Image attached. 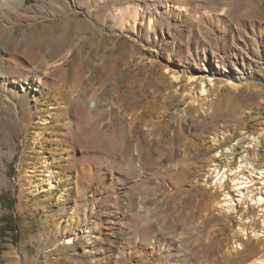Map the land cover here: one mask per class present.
<instances>
[{
	"label": "rangeland",
	"instance_id": "rangeland-1",
	"mask_svg": "<svg viewBox=\"0 0 264 264\" xmlns=\"http://www.w3.org/2000/svg\"><path fill=\"white\" fill-rule=\"evenodd\" d=\"M38 1L46 8L37 13V27L19 21L16 35L26 29L40 37L57 24L77 38L75 21L68 24L57 3H71L78 19L91 16L78 0L26 5ZM136 1L111 0L94 12L95 30L83 34L99 36L102 29L104 37L69 57L72 93L62 88L54 94L47 85L38 103L0 111V264H144L147 257L148 264H195L183 258L189 252H198L202 264H252L264 256V235H253L264 233V207L254 200L264 195V64L249 58L259 59L256 45L264 41V0H157L162 7L155 16L164 23L150 33L119 34L113 18L104 24L107 11ZM172 5L186 14L164 16ZM213 51L225 57V73H210L219 82L204 99L207 77L194 64L201 66L204 53ZM95 93L99 104L89 103L84 115L99 131L122 137L123 147L83 140L82 115L63 114L79 94L90 101ZM80 141L88 143L85 155L103 156L100 164L83 159L75 147ZM51 169L59 180L52 192L42 190ZM112 169L124 177L114 186L102 180ZM225 170L228 178L219 186L217 171ZM238 175L250 185L242 201L233 181ZM225 193L234 198L233 210L223 205ZM145 232L152 233L151 244ZM70 236L77 239L67 244Z\"/></svg>",
	"mask_w": 264,
	"mask_h": 264
},
{
	"label": "bare ground",
	"instance_id": "bare-ground-1",
	"mask_svg": "<svg viewBox=\"0 0 264 264\" xmlns=\"http://www.w3.org/2000/svg\"><path fill=\"white\" fill-rule=\"evenodd\" d=\"M78 1H79L80 6L87 7L89 11L88 13H91V16H89L88 19H84V20L78 19L76 17L77 11L75 10V7H73L71 3H66V2L57 3L56 2L57 3L56 6L53 5L54 3H52V5L54 6L56 10L60 12L63 11L65 13V21L68 22V24H71L72 21L74 23L75 21V25L77 27L78 34H79L78 37L75 38L74 36L69 35V33L67 32V29L64 26H60L57 24L53 25L50 29H48V31L45 29V31L43 32V35L40 37L37 36L38 34L36 32L32 34H28L26 29L21 36L16 35L15 30H16L17 22L28 19V20L34 21L35 22L34 25L37 27L38 22L36 21V19L38 20L40 18L37 13L40 11H44L46 7L44 6V4L40 3V1L36 2V4H33V5H26V0H0V111L4 110L8 105H11V106L15 105L16 107V105L21 104L23 106H27V104L30 103L31 99L33 100L35 99L36 102L38 103L42 98H44V95H45L44 93H45V89L47 85L53 90L54 94H56L59 90H64V89L72 93V91L74 90V86L72 84V80L69 79L70 67H66L65 64L69 61V57L71 56L75 48L79 47L80 49H82L81 46H84L83 44L95 46L102 42V39L104 37L102 36L104 35V32L102 31V29H100V31L98 32L99 36L97 35V33H93L90 36H87V35L85 36V34L83 33H85L86 30H95L94 25L96 24V22L93 17L95 16L94 12H97L99 6L103 4H108L111 0H78ZM44 3L49 4V2L46 0H44ZM160 7L162 6L158 4L157 0H137L134 4L127 2L126 4L122 6H119V7L114 8L113 10L107 11L104 24L105 25L108 24L107 18H113L115 20V25L112 28L114 29L115 32L119 34L123 32H129V33H134V34H141V32L150 33L159 22L160 23L162 22L159 16H155L156 11ZM174 10L179 11L180 15L182 13L186 14L187 12L183 7L179 5H175V6L172 5V8L170 10H164L161 13L164 16H168V15H172ZM168 23H171V21H168ZM6 46L10 48L11 52L7 51L8 49L6 50V48H4ZM256 47H257L256 55L259 59H255L249 56L248 57L250 58L252 63H256L257 65L260 63L264 64V51L261 52L262 49L264 48V41H260V43H258ZM261 53H263L262 57H260ZM204 59H205V62L201 66H199L197 63L194 64V66L198 68L200 71H203L204 74H206L205 76L207 77V79H204L202 81L203 85L200 90L201 97L203 96V98L205 99V98H208L212 89H215V87L217 86L219 82L217 79L218 77L215 75L219 73L220 74L225 73L224 72L225 57L213 51L211 53V56L210 55L208 56L207 53H204ZM210 59L214 61V64L210 62ZM242 59L244 60V58ZM261 60L263 62H261ZM87 61H90V59ZM100 62L104 63L106 62V59L101 60ZM43 68L46 69V71L48 72V73L45 72L46 74H49V75L52 74L58 77V81H51L50 77L45 78L46 75L41 71ZM234 70L236 71L237 74L244 73V71H242L241 68H239L237 65L234 66ZM210 73H214L215 75L211 76ZM174 77H175V80L180 81L182 80L183 75L174 74ZM192 78H193L192 81H194L196 77L195 78L192 77ZM208 84L211 86H209ZM97 94L98 93H95L94 96L91 97L90 101H88L84 96L79 94L77 97L74 98V101H73L74 103L72 104L71 108H69V110L65 109L64 110L65 112H63V114L66 115L68 113L76 112V115H80V116L82 115L83 117L82 122L86 124V130L81 129V133L79 134H81V136L83 137V140L88 141V142H95V146H96V143L102 144V146H104V144L106 143L107 145L108 144L111 145L112 148L118 149L122 146L121 143L124 142L122 139L119 140L122 137L118 139V137L116 138V136L113 135L112 133L113 137L115 136V138H113L110 135V133H108L107 131H99L98 129L99 125H97L98 123L97 122L94 123L91 117L88 118L87 116L84 115L88 113L89 103H90V106H93V107H96V105L99 104ZM194 98H197V97L194 96ZM50 108H54V106L50 105ZM53 113L54 112H51V114ZM10 122H11L10 119L8 121H4V125L7 127H10ZM79 131H80V128L77 130V132ZM83 143L84 142L80 141L76 143L75 145L76 149L82 152L83 159L85 157H89V159H97L99 162L98 164H100L103 156L100 155L97 157H93L90 155H85L88 151V150L85 151V148L88 143L86 145H84L85 143L84 144ZM3 149H4V146L1 145L0 143V155L4 151ZM69 149L71 150V148ZM101 149H103V147ZM68 159L70 160V156H68ZM244 160L246 161V157L241 159V161H244ZM247 163H249L248 160H247ZM108 164L109 166L113 165L111 161H109ZM244 164L246 165V163H241L236 171L237 172L240 171L243 168ZM99 167H100L99 170H101V165H99ZM108 169L111 170V168L109 167ZM114 172L115 170L113 169L112 171H107V173H105V178H103L102 180L103 181L110 180L111 182L113 181L112 183L113 186L117 183L120 184V182L118 181L122 180L124 177L122 176V174L121 176L120 175L115 176L113 174ZM119 172L123 173L121 171ZM225 172L226 170L223 171L222 173L220 171H217V174H216L217 178L215 180V183H218L219 186H223L226 179L228 178L229 174ZM263 172L264 170H261V174ZM4 175H5L4 177L7 178L6 172L4 173ZM47 175L50 176V179L48 180V183L46 182L44 183L45 185L42 187L43 188L42 190H49L52 192V190L55 189L54 187L56 183L59 182V180L54 170L52 169L50 170V172L47 173ZM233 181L235 185L234 186L235 190L238 191L236 195L239 196L240 201L244 200L247 197L246 193H248L249 191V190H245L246 187L250 186L248 184V181H246L243 176H239L238 178H233ZM251 181H253V179H251ZM224 196L225 197H224L223 205L226 206L228 209L232 208L233 210L235 208L234 207L235 201H234L232 194L225 193ZM250 196L251 194L248 195V197ZM254 200H255V203L264 207V195L263 194L260 195L259 197H256V198L254 197ZM132 221H133L132 224L134 226H138L140 223V221L137 218H135ZM242 229L244 230L243 233L246 234L245 238H248L249 237L248 231H246L244 227ZM149 230H151V228ZM145 233H146V238L144 237L145 240L147 239L150 240V244H151L152 233L151 232H145ZM253 235L259 238L263 236L264 233L259 232L257 230L256 231L253 230ZM76 239H77L76 236H70L65 240V242L67 244H71V243H74ZM243 243L244 242H240L239 244H237L239 249L244 248ZM144 249H146V247ZM196 253L198 252H192V253L189 252L183 258H185V260L191 258L193 260V263L202 264V263H198L197 260L199 258L195 256ZM244 256L245 255H243V257ZM142 260L144 264H148L150 263L151 258L149 257L142 258ZM252 264H264V256L255 258L252 261Z\"/></svg>",
	"mask_w": 264,
	"mask_h": 264
}]
</instances>
